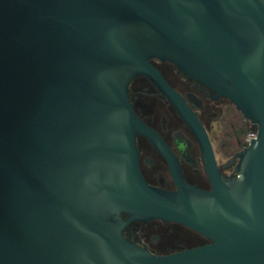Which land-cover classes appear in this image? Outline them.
Wrapping results in <instances>:
<instances>
[{
	"label": "water",
	"instance_id": "95a60500",
	"mask_svg": "<svg viewBox=\"0 0 264 264\" xmlns=\"http://www.w3.org/2000/svg\"><path fill=\"white\" fill-rule=\"evenodd\" d=\"M153 57L258 124L237 176L219 172L204 126L161 79L212 189L145 180L136 135H157L129 84L160 78ZM152 218L212 242L155 254L125 237ZM0 264H264V0H0Z\"/></svg>",
	"mask_w": 264,
	"mask_h": 264
},
{
	"label": "flooded vegetation",
	"instance_id": "af4514ba",
	"mask_svg": "<svg viewBox=\"0 0 264 264\" xmlns=\"http://www.w3.org/2000/svg\"><path fill=\"white\" fill-rule=\"evenodd\" d=\"M149 61L160 78L139 73L129 84L133 110L157 135L146 132L136 135L138 165L145 180L155 187L176 190L182 176L191 185L212 189L200 138L177 109L163 81L185 100L204 126L219 172L226 178L237 176L238 154L256 136L258 124L246 117L229 96L187 76L172 61L158 57ZM122 217L128 218L126 214ZM124 235L155 254L212 242L183 223L161 218L132 220L125 226Z\"/></svg>",
	"mask_w": 264,
	"mask_h": 264
},
{
	"label": "rangeland",
	"instance_id": "374dc122",
	"mask_svg": "<svg viewBox=\"0 0 264 264\" xmlns=\"http://www.w3.org/2000/svg\"><path fill=\"white\" fill-rule=\"evenodd\" d=\"M251 135H252V134H249L248 137L251 138V137H252Z\"/></svg>",
	"mask_w": 264,
	"mask_h": 264
}]
</instances>
